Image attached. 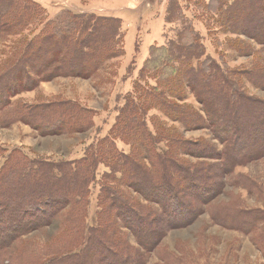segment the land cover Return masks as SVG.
Returning a JSON list of instances; mask_svg holds the SVG:
<instances>
[{"label":"rangeland","instance_id":"obj_1","mask_svg":"<svg viewBox=\"0 0 264 264\" xmlns=\"http://www.w3.org/2000/svg\"><path fill=\"white\" fill-rule=\"evenodd\" d=\"M15 1L22 9L31 6L36 20L18 33H5L0 37V172L10 156L18 155L29 161L33 170L42 167L55 173V178L68 180L60 171L92 163L90 155L97 152V146L102 143L103 154L93 155L95 170L85 198L77 197L85 206L77 218L79 224L87 229L101 225L100 196L105 183L115 185L137 205L152 207L160 216V206L132 189L122 169L120 172L111 169L108 152L111 150L114 154L117 151L125 157H132L136 152L131 136L121 133V129L117 131L121 127V111L130 99L139 104L143 101L136 99L138 84L143 87L147 84L150 89L157 87L154 76L150 78L151 74H146L143 77L142 70L150 59L152 47L170 48V42L177 38L181 21L168 20L169 10L174 5L202 37L207 56L229 78L226 89L232 100L224 105L216 103L214 107L216 112H225L226 119L220 126L208 124L209 116L189 89L182 94L183 102L171 100L196 109L204 119L201 125L185 126L173 116L160 112L156 106L145 107L143 119L147 132L158 139L156 153L163 160L169 157L170 161H179L182 168L194 169L198 176L207 172L215 176L211 172L219 166L225 173L216 178L217 181L213 179L217 188L209 202L199 201L201 192L197 190H188V197L183 195L185 203L202 206V212L194 221L177 228L169 229L163 225L166 226L163 236L154 249H141L135 236L126 228L121 229L123 239L143 252L146 264H264V154L253 155L264 148V46L221 27L223 21L207 8L211 0ZM67 11L85 17L82 21L91 18L110 20L119 34L115 39V50L121 53L109 58L91 78L61 76L44 81V75H39L36 68L38 45L35 39L48 29H54L55 22L62 27L68 25ZM76 22L81 23V20ZM63 30L67 31L66 28ZM20 73L28 79L27 86L35 81L37 87L18 91L22 89L16 83ZM174 89L176 92L170 95L175 97L180 93L179 86L175 84ZM231 123L245 131L249 129L250 133L239 135L236 129H231ZM217 129L227 130L232 136L237 131L238 145L229 144L237 162L227 160L224 163L225 160L207 157L210 152L226 151L225 145L216 138ZM161 130L165 135L161 136ZM167 136L174 141L181 138L187 144L179 146L165 138ZM148 145L149 142L145 148ZM240 150H244L241 157L237 154ZM143 161L148 163V160ZM73 162L81 164L73 165ZM1 176L0 173V194H3L6 189ZM201 179L198 177L197 182ZM49 204L41 202L36 209L50 213L59 208L57 205L53 209L52 203ZM70 210H61L51 219V225L40 226L20 236L0 251V264H19L26 254V260H34V264H51L62 245V237H68V243L79 237L75 227L73 229L71 225L70 229ZM182 212L187 213L184 209ZM2 214L0 211V230L7 225ZM161 217L166 224V215ZM186 217L188 219L189 215ZM13 219L18 220V216ZM119 223L120 228L121 220ZM79 246L77 243L70 247L81 254L84 248ZM21 253L26 254L18 261Z\"/></svg>","mask_w":264,"mask_h":264},{"label":"trees","instance_id":"obj_2","mask_svg":"<svg viewBox=\"0 0 264 264\" xmlns=\"http://www.w3.org/2000/svg\"><path fill=\"white\" fill-rule=\"evenodd\" d=\"M18 5L15 0H0V37L5 33H18L36 20L35 13H31L33 11L31 6L22 9ZM207 8L223 21L220 26L226 28L228 32L245 36L264 46V0H211ZM66 14L69 19L68 25L62 27L59 22H55L54 29H48L47 26L48 31L35 39V44L38 45L36 68L39 75H44L42 77L44 81L61 76L91 78L109 58L121 53L115 50L117 44L115 39L119 34L110 20L98 21L91 18L82 21L85 17L73 11H67ZM77 19L81 20V23H77ZM168 20L181 21L177 38L170 42V48L152 47L150 59L142 70L143 77L146 74H151L150 78L154 76L157 87L150 89L147 84L146 87L138 84L136 99L141 98L143 101L139 104L130 99L121 111L123 114L120 118L121 127L117 131L121 129V133L131 136L136 152L132 157H125L117 151L114 154L111 150L107 151L111 169L116 172L122 169L124 178L132 189L141 193L150 203L160 206L162 211L160 216L157 210L137 205L134 200H129L120 193L115 185L105 183L100 196L101 225L96 229H87L85 225L79 224L77 218L85 206L77 197L85 198L87 185L93 179L95 170L93 155L103 154L102 143L97 146V152L90 155L92 163L81 165L78 169L67 168L64 172L60 171L68 179L63 181L55 178V173L45 168L33 170L29 161L14 155L9 157V162L4 166L3 172H0L6 189L0 194L1 199L3 198L0 199V211H3L2 216L7 222L4 230H0V251L7 249L20 236L40 226L51 225V219L59 215L61 210L68 208L71 209L68 215L70 229L72 226L73 229L75 227V234L79 237L72 238L70 243L68 237H62V245L53 256L51 264H146L143 252L135 249L127 240L124 241L122 228L128 229L135 236L141 249L152 250L161 241L166 226L170 229L188 224L202 212V206L184 202L183 195H186L188 190L200 191L201 202L207 203L213 198L214 189L217 188V182H213V179L225 173L222 167L219 166L217 170L211 172L215 176L208 172L206 175L198 176L194 169L182 168L183 165L179 161H170L169 157L163 160L161 155L156 153L158 139L151 132H147L143 119L145 107L149 109L156 106L160 112L169 117L173 116L175 121L185 126L192 128L201 125L204 119L196 109L171 100L172 98L183 102L185 98L182 94L185 89H189L188 91H191L203 106L202 110L209 116L208 124L213 127L220 126L226 119L225 112L224 110L216 112L214 107L216 103L224 105L232 100L229 89H226L230 82L229 78L223 74L219 65L207 56L202 37L186 18L181 17L179 7L171 6ZM25 77L24 73L19 74L16 83H19L22 89L18 91L23 92L37 87L38 82L35 81L27 86L28 79L25 80ZM175 84L179 86L180 93L174 97L170 94L176 92ZM230 127L236 129L239 135L250 133L249 129L245 131L240 127H234L232 123ZM218 130L216 138L225 145L226 151L210 152L207 157L225 160L224 163L227 160L231 163L237 162L238 158H234L229 149L230 142L238 145L237 133L232 136L227 130V132ZM161 131V136L165 135V131ZM165 138L177 142L179 146L187 144L181 138L177 141L170 136ZM147 142L150 145L145 148ZM243 151H238V156H243ZM262 153L264 154L263 147L253 155ZM143 159L148 160V163ZM23 160L26 163H23ZM72 164L79 166L81 162ZM198 177L203 178L199 183ZM48 201L52 203L53 209L58 205L56 212L43 213L36 209L41 202L50 206ZM183 209L187 213L182 212ZM164 214L168 218L166 224L161 217ZM184 215L186 216L183 217ZM17 216L18 220L13 219ZM120 220L122 225L119 228ZM83 235L84 239H81ZM77 243H80L79 247L84 248L81 254L75 252L77 249L73 250L74 247H70ZM25 254H19L17 260L19 261ZM25 256L19 264H34V260H26Z\"/></svg>","mask_w":264,"mask_h":264}]
</instances>
